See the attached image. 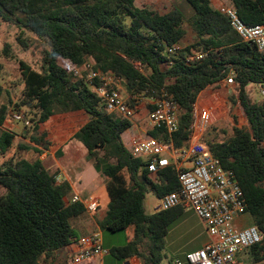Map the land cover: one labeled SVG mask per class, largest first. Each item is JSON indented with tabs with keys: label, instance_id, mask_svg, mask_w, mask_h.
<instances>
[{
	"label": "trees",
	"instance_id": "obj_1",
	"mask_svg": "<svg viewBox=\"0 0 264 264\" xmlns=\"http://www.w3.org/2000/svg\"><path fill=\"white\" fill-rule=\"evenodd\" d=\"M135 1L0 0V26L16 25L48 47L38 71L9 54L5 46V58L18 63L23 81L21 98L14 106L27 109L30 115L25 114L31 119L27 128L34 131L32 142L40 147L46 146L40 128L55 109L86 116L74 138L106 181L110 202L99 228L127 235L126 243L110 253L119 262L136 258L141 264H160L168 233L184 210L149 213L145 201L149 193L161 199L178 191L176 170L170 166L150 173L147 160L134 157L123 142L132 121L107 113L97 94L67 73L61 63L64 59L78 66L91 62L94 70L112 73L127 98L159 96L165 91L181 108L178 130L171 136L177 148L189 140L193 105L200 94L208 98L218 93L232 105L238 104L247 126H235L229 138L207 141V145L222 167L233 172L244 193L246 211L263 237L249 251L250 260L259 262L264 259V99L253 102L249 89L264 87V53L243 42L211 0H185L194 11L189 19L178 8L162 15L136 7ZM226 1L246 25L264 23V0ZM185 23L195 41L170 55L167 49L182 44L187 36ZM192 50L207 55L188 62ZM231 72L233 88L221 83ZM5 94L9 96L0 85V99ZM128 103L133 105L131 99ZM8 105L0 106V127L7 121ZM150 136L167 138L166 131L159 129ZM14 141L12 133L2 131L0 154L5 155ZM0 187L4 190L0 196V264H54L56 253L76 237L71 220L85 212L82 204L68 203L70 185L58 183L40 160L18 159L0 167Z\"/></svg>",
	"mask_w": 264,
	"mask_h": 264
},
{
	"label": "built area",
	"instance_id": "obj_2",
	"mask_svg": "<svg viewBox=\"0 0 264 264\" xmlns=\"http://www.w3.org/2000/svg\"><path fill=\"white\" fill-rule=\"evenodd\" d=\"M216 10L228 19L231 29L243 42L264 53V23L246 25L235 9L227 4L219 5ZM181 49L182 46L176 44L169 47L167 52L173 55ZM206 55L205 52L192 50L188 62L203 60ZM61 65L67 73L97 94L107 113L132 120L143 109L147 112V125L150 130L166 131L167 138L164 140L148 135L134 136L126 147L134 157L147 160V170L152 174L170 166L175 168L180 187L178 191L158 199L155 212L181 207L192 210L204 224L208 241L201 249L189 253L186 256L187 262L238 264L243 259L239 258V255H244L250 260L249 251L261 243L263 237L254 224L240 229L235 223L238 217L248 214L246 200L233 172L222 167L205 140L209 128L214 123L213 114L215 115L219 108L217 105L207 104L212 98H206L204 93L199 95L193 105L189 140L177 148L171 136L178 130L181 108L165 91L159 96L140 94L127 98L121 95L120 80L112 73L104 74L94 70L93 63L85 62L78 66L70 59H64ZM221 83L233 88L234 73L231 72ZM253 86L261 89L264 97V87ZM128 99H131L132 106L129 105ZM12 119L15 123L23 124L25 128L31 126V119L22 111H12ZM68 203L82 204L87 213H95L99 208L97 199H82L76 195ZM79 248V252L68 264H84L109 253L103 247L100 230L81 238ZM250 264H264V259L256 263L251 261Z\"/></svg>",
	"mask_w": 264,
	"mask_h": 264
},
{
	"label": "rangeland",
	"instance_id": "obj_3",
	"mask_svg": "<svg viewBox=\"0 0 264 264\" xmlns=\"http://www.w3.org/2000/svg\"><path fill=\"white\" fill-rule=\"evenodd\" d=\"M218 1V0H212ZM224 4H230L228 1ZM135 6L138 8H150L158 11L160 14L164 15L174 8H178L183 12L185 18L189 19L194 11L190 5L185 0H136ZM184 28L187 30V36L182 42L183 47H187L195 41V34L189 27L187 23L184 24ZM9 46V54H12L18 59L26 61L34 69L41 70L42 60L45 52L48 50L46 44L39 40L34 34L20 29L18 26L2 23L0 26V85H2L5 90L8 91L9 96L5 94L0 99V106L2 104H9V113L7 117V122L13 131L20 137L17 140L12 149L5 155L0 154V167L10 160L18 159H28L33 161L37 156L34 152L29 151L27 148L31 147L32 139L30 136L25 135L24 131L27 130L21 123H15L12 119V111H19L20 108L14 106L21 98V93L23 90V81L21 72L19 70V65L15 60H10L5 58L3 50L5 46ZM214 94V95H213ZM212 100H210L211 106H218V110L213 114L214 123L209 128L205 140L209 142H221L229 138L233 133V128L246 127L247 121L246 116L238 104L232 105L225 99H221L218 93H212ZM249 95L253 102H261L264 97L262 96L261 89L252 86L249 89ZM211 97V96H210ZM20 111L29 114L25 107H22ZM218 114V115H217ZM30 115V114H29ZM235 118V119H234ZM1 131V130H0ZM134 132L131 130L125 134V141L128 143L131 135ZM1 135V132H0ZM26 148V149H22ZM100 155L104 156L105 153L100 151ZM111 163H114V159H110ZM4 193V190L0 187V196ZM158 204V199L152 194L147 195L145 206L148 212L153 213L155 207ZM246 220H250V216L245 215ZM182 218H189V226L184 229H178L177 226H173L169 231V237L166 239L165 249L162 252L161 264H173L175 261H180L183 264H188L186 261V256L188 252L198 250L203 246L207 238L206 229L202 221L195 216L192 210L184 212ZM252 224V223H251ZM126 233L124 231L118 232H103L104 246L111 250L113 247H120L126 243ZM241 261L240 264H250L251 261L246 259L244 255H239ZM116 258L110 256L105 260V264H116ZM119 261L117 260V263ZM238 263V264H239Z\"/></svg>",
	"mask_w": 264,
	"mask_h": 264
},
{
	"label": "crops",
	"instance_id": "obj_4",
	"mask_svg": "<svg viewBox=\"0 0 264 264\" xmlns=\"http://www.w3.org/2000/svg\"><path fill=\"white\" fill-rule=\"evenodd\" d=\"M226 2V0H211V4L215 9L219 5ZM213 95H211V98ZM218 97L221 98L220 95ZM207 104L210 103L207 102ZM85 120L86 116H84L80 112H64L60 109H55L54 115L43 126H41L39 131V135L44 136L43 139L45 140L46 146H36L33 142H31L32 145L31 147H28V150L34 152L37 157L33 161L24 158L31 162L40 160L46 167V169L49 170L51 174L55 175L58 183L67 182L71 187V192L67 197V201H70L72 197L76 195L82 199H97L99 202V208L95 213H87L85 211L83 214L74 217L71 220V226L76 234V237L69 246L56 253L54 264H68L72 257L79 252V240L83 237L91 235L95 230H100L99 223L105 217L110 202L104 177L97 172L94 166V161L88 159V152L84 149L82 144L74 138L75 134L84 124ZM131 121L132 127L127 131L129 132L132 130L134 132L131 137H145L147 135L150 136V132H152V130H150L147 125L146 110L142 109ZM0 130L1 133L2 131L12 133L15 136L14 143L20 139L18 134H16L13 129H11L7 121L2 127H0ZM127 132H125L122 136L125 146L128 145L130 140L128 139V143L125 141V134ZM25 135L36 136V134H34V131L28 128L24 131V140L26 139ZM33 136H30L31 139ZM36 149L38 150V152H36ZM183 210L184 212L188 211L185 209ZM153 213H155V211ZM188 221L189 218H182L178 223L175 224V226H177L178 229L184 230L189 226ZM235 223L238 228L243 229L251 225L252 220L251 217L250 220H246L245 216H241L236 219ZM101 234L103 247L109 253L105 256H101L94 260L85 262L84 264H105V260L108 257L113 256L110 253V250L108 248H105L102 231ZM169 236L170 235L168 233L167 237ZM207 241L208 235L205 242L203 243V246ZM202 247H200L199 249H201ZM191 252H188L187 255ZM176 262L180 261H175V263L173 264H176ZM180 263L183 264L182 262ZM116 264L141 263L136 258H128L118 263L116 260Z\"/></svg>",
	"mask_w": 264,
	"mask_h": 264
}]
</instances>
